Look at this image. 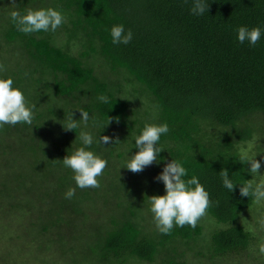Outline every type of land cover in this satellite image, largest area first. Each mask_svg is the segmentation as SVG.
<instances>
[{"label":"trees","instance_id":"obj_1","mask_svg":"<svg viewBox=\"0 0 264 264\" xmlns=\"http://www.w3.org/2000/svg\"><path fill=\"white\" fill-rule=\"evenodd\" d=\"M13 1L15 9L24 12L36 9L34 3L40 0ZM41 1L43 8H58L66 15V23L54 33L18 32L9 20L13 2L4 9L5 25L0 31H4L7 43L21 47L23 67L32 74H43L36 81L37 89L43 93L28 97L36 109L32 125L26 124L24 131L27 128L33 141L30 147L37 148L39 159H43L37 162L34 177L50 184L45 195L56 203L57 194L75 187L73 174H67L61 160L68 154L63 151L65 147L79 146L80 131H90L97 137H118L121 144L94 143L92 147L95 152L103 148L111 156L110 161H115V167L122 168L120 164L128 158L127 153L138 151L134 136L144 124L166 121L170 131L161 137L166 149L160 156L166 162L173 157L181 159L189 175L199 176L209 192L207 213L224 226L215 228L210 239L205 240L201 239L206 229L202 218L195 229L185 225L174 228L169 235L160 234L156 228L153 233L145 232L141 212L149 206L150 195L142 183H136L141 173L131 172L133 178L129 179L130 171L125 169L121 180L119 176L117 180L131 182L135 189L127 192L131 200L126 207L119 204V210L123 208L117 211L123 217L120 222L113 214L111 223L100 231L99 227L87 225L89 216L81 205L89 201H84L83 196L89 190H98L76 188L70 200L73 214L69 216L66 209L46 200L48 216L38 213V231L46 235L53 228L81 226V222L85 225L79 228L82 237L77 238L78 230L75 236L71 233L73 249L82 250L89 235L93 243L89 241L87 252L101 264H154L163 253L160 264H189L175 255L179 243L199 244L211 259L247 251L257 237L245 225V218L240 217L255 201L241 197L239 184L231 193L225 189L220 172L227 169L234 183H242L252 176L247 171L250 164L239 157L257 155L264 166V37L255 46L236 40V29L241 25L264 27V0H207L209 10L202 16L190 13L191 0ZM114 24L132 29L134 36L129 44H112L109 29ZM61 31L68 34L65 45L56 42ZM74 41L79 48L77 54L70 50ZM96 63L103 75L96 70ZM109 74L121 76L126 86L110 80ZM126 88L147 105L140 115L131 110L130 99L123 97ZM101 93L111 98L109 104L96 99ZM79 109L94 114L97 126L92 127L90 122L88 127L81 124L76 130L64 129L72 113L74 119L80 118ZM108 116L119 117V123L112 119L104 129ZM250 143L255 147L248 154L246 147ZM120 148L122 151L115 154ZM54 152L61 160L53 158ZM150 167L151 178L156 177L163 161ZM117 172H110L106 182L110 183ZM151 178L148 182H152ZM103 181L100 180L102 186ZM152 187L157 186L153 183ZM198 254L205 255L201 251Z\"/></svg>","mask_w":264,"mask_h":264},{"label":"rangeland","instance_id":"obj_2","mask_svg":"<svg viewBox=\"0 0 264 264\" xmlns=\"http://www.w3.org/2000/svg\"><path fill=\"white\" fill-rule=\"evenodd\" d=\"M10 2H13V5ZM45 2L49 3L48 0ZM14 3L13 0H0V29H4L5 25V19L3 18L4 9H6L7 5H12V10H14L17 7ZM42 4L43 1H37L34 3V7L36 9L42 8ZM58 34V38L56 37L57 44L65 45L68 41V34L64 31ZM3 36L4 31L2 30L0 31V66H2L0 76H11L14 84L23 89L28 101H30L28 98L30 95L43 93L42 89H37L36 86L37 79L39 76L42 77L43 74L40 71L32 74L30 69L24 68L22 66L24 59L21 47H18L16 44L7 43ZM70 50L74 54L78 53L79 48L75 41L71 43ZM95 66L99 74L103 75L101 73L103 70H99L101 68L99 63H96ZM108 73L104 71V74ZM109 78L110 80L113 79L112 81L116 83L126 86L125 81L121 80V76L109 74ZM126 93V95L123 93V97L130 99L131 110L138 115H140L139 113H143L147 106L143 98L135 96V92H127V88ZM25 127H27L26 124H17L15 126L5 125L3 128H0V264H101L87 252L89 250V241L93 243L89 235L86 236L87 238L82 250L80 248H77V250L73 249L75 248V243L72 239L76 235V230H78L77 238L83 235L79 232V228L85 227L81 222V226L71 224L63 225L60 229L53 228L49 232H46V235H44V232L38 231L36 220L41 215L38 213L42 211L44 213L42 216H48L45 213V208L47 207L46 200L47 202L51 200L53 205L58 206L59 209L62 207L66 209L69 216L73 214V205L70 203L72 198L65 199V192L62 191L60 194H57L58 200L54 203L53 198L45 195L46 186L50 187V184H45L35 179L34 169L36 166H39L37 162L43 159H39L41 154L37 148L30 147V145H33V141H31L32 139L27 133V128L24 131ZM76 147H73V149ZM254 147V143L247 144L246 152L248 154L254 152L252 151ZM64 149L66 150L63 151L67 152L73 150L69 147H65ZM120 151H122L121 148L120 150H116L115 154ZM96 153L109 161L103 175L98 177L99 180H104V187L100 185L97 188L98 191L93 192L89 190L84 194V201L88 199L89 202L86 201L81 206L83 211L89 216L87 225L91 224L94 229H98L99 227L100 231L111 223L113 214H115L114 218L116 222L122 220V214L117 212L123 209L119 210V204L122 207H126L127 201L131 200L128 198L127 192L130 193L131 190L135 189V186L131 182L123 184L117 180L118 176L119 180H121L120 174L124 172L125 168L115 167V161H110L109 158L111 156H108L103 148L98 150V152L96 151ZM59 157L54 152L53 158L57 160ZM59 159L61 160V158ZM120 165L123 167L124 163L122 162ZM117 170H119V174ZM70 171V169L66 170L67 174ZM114 171L117 172V176L112 175L110 179L112 181L110 183L106 182L109 173L112 172L113 174ZM161 171L162 167L157 168V175ZM151 172L152 168L150 166L146 167L140 172L141 175H137L136 183L138 185L142 183V187L146 188L147 194L150 197L153 193L163 195L165 191L163 183L156 181L153 176L151 178ZM261 172L264 174V166H261ZM127 175L129 179L133 178L131 171ZM150 178L152 182H148ZM260 179L264 180V176L260 177ZM153 183L157 186L156 188L152 187ZM134 196L136 198L139 197L136 194ZM61 201H63L64 205ZM148 208L149 206L144 207L141 212L142 220L144 219L141 225L144 227L145 232L153 233L155 226L152 214ZM240 218L244 219L247 228H250L257 237L255 243L247 251L240 254L233 253L227 257L211 259L206 250H203L199 244L196 243V246L179 243L175 255L189 264H264V256L258 255L255 250L258 241L264 240V227L259 223L264 218V201L254 202L251 207L242 212ZM202 221L206 222V229L201 238L203 240L210 239V235H212L215 228L218 226L222 228L224 226L218 224L207 212L202 217ZM72 232L73 236H71ZM200 251L205 255L200 256L198 254ZM164 256L165 253L161 254L154 264H160Z\"/></svg>","mask_w":264,"mask_h":264},{"label":"clouds","instance_id":"obj_3","mask_svg":"<svg viewBox=\"0 0 264 264\" xmlns=\"http://www.w3.org/2000/svg\"><path fill=\"white\" fill-rule=\"evenodd\" d=\"M209 10L207 0H191L190 13L193 16H202ZM9 20L18 32L32 34L39 32H55L66 23V15L58 8L47 7L28 9L24 12L11 10ZM111 42L114 45H127L133 40L134 33L131 28L126 29L124 24H114L109 29ZM264 37V27L257 25L249 28L241 25L236 29V40L240 44L247 42L255 46ZM2 70V66H0ZM96 99L103 104H109L111 98L106 94L97 95ZM35 104H30L23 89L14 84L11 76H0V128L5 125L15 126L17 124L32 125L35 117ZM79 119L73 118V113L66 125V130H76L81 124L88 127L97 126V117L84 109H79ZM115 119L119 123V117L110 118L103 125L105 127ZM136 126V125H135ZM168 123H145L138 134L134 136V147L137 152L130 155L124 162L122 168L133 173L141 172L154 162L160 164L163 161V168L154 179L164 185L163 195L148 197V210L156 230L162 235H169L174 228H182L185 225L195 229L198 221L206 214L210 205L209 192L201 182L199 176L189 175V169L179 158L170 162L164 161L160 153L166 149L161 144V137L169 133ZM77 139V138H76ZM79 146L61 160L66 169L73 173L72 179L75 187H69L64 193L65 199H71L76 194V188H99L101 177L108 165V161L102 158L93 150L94 143L100 146L106 144L118 145L122 142L118 137L108 135L94 136L90 131H80L78 134ZM170 153V152H169ZM257 155L251 157H239L241 162L250 164L247 171L252 179L244 180L242 183H234L227 169L220 172L222 186L230 193L237 184L240 185L241 197H251L255 202L264 201V180L258 177L264 176L260 173L261 160L256 159ZM255 181V182H253ZM259 223L264 227V218ZM258 255L264 256V240L258 241L256 246Z\"/></svg>","mask_w":264,"mask_h":264}]
</instances>
